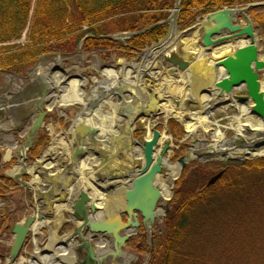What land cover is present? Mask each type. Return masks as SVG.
Masks as SVG:
<instances>
[{"label": "bare ground", "instance_id": "bare-ground-1", "mask_svg": "<svg viewBox=\"0 0 264 264\" xmlns=\"http://www.w3.org/2000/svg\"><path fill=\"white\" fill-rule=\"evenodd\" d=\"M213 13L215 12L210 13V15ZM232 13L235 16L234 17L233 14H231L232 17L236 18L238 11L235 10ZM247 16L248 14H246V18L239 17L243 20H248L249 18ZM249 21L255 30H257L252 23L253 19L252 21ZM205 27H207V23H205ZM203 30L204 27L199 25L191 32L185 33L182 36L181 45L184 48V52L195 54L197 63L193 65L194 69L192 72L189 71L182 74L175 71L177 76L167 73L170 69H172L169 66H163L161 71L157 70L158 72H154V70L150 71L149 66L151 60L153 59V55H155L154 53L149 55L147 62L143 65L119 64V71L117 67H105V65L99 61L98 56L94 54L93 62L89 65V71L97 72V76L100 77L102 81H99L97 76H92L89 80L83 74L84 71H81L76 66L73 67L75 69V75L68 76L66 71L60 68L61 64L64 62L60 57H56L53 61L41 63L36 67L35 71L31 74V78L35 79L37 76L40 77L50 89L51 95H48L49 97H47L48 102L46 104V108L48 110H52L53 108L70 109L73 107L77 109V117L75 121L72 122L69 130H64L61 136L55 135L54 129L50 127L49 131L52 135V143L45 151L46 156L48 151L54 146L59 145V147H61V149L56 152L57 156L60 155L63 157V162H58L59 166L61 164L59 168L61 170L59 171H61L62 174H64L68 169L70 171V174L67 176L66 182L64 183V189L62 192L64 195L63 197L77 199L80 192H85L90 198V204H95L99 208L106 207V209L112 210V212H117L125 203L122 196L123 194H121L122 189L126 188V185L124 184L125 179H123V177L129 171L135 172L137 165L141 163L143 156L141 143L133 138L135 124L137 121H141L140 125H142L144 123L143 121H146L144 125H147L148 128L152 115H157V112L160 110L165 112V120L171 121L175 119L176 121L182 123L181 125H183V127L188 131V138H191L198 130L204 133L213 130L212 136L215 139L219 138V140L223 143L227 142V140L224 139V134L220 130L221 125L218 124L219 121L210 119V116L213 115V109L219 101H222V99H220L215 92L210 95L205 93L202 94L200 89L203 88L204 91L205 85L208 86V89L213 88L212 82L217 77L214 73L215 71L213 70L212 60L209 61L207 53H210V57L219 58L222 54L228 52L229 50L234 51V49L238 47L245 46L246 41L243 39L239 41L233 40L227 42L220 48L203 49L196 43V40H198L199 37L201 40ZM176 34L177 32L173 33L172 37L168 40V43L173 41ZM130 55L131 57H134L133 53H130ZM85 60L86 59L80 55L79 58H76V62L73 60L72 63L82 65ZM262 60L264 62V59ZM155 61L156 62L152 65L153 68H155L158 63L161 64L160 61ZM198 68H200L201 73L197 74V76L193 75L192 77V73ZM221 72L223 71L221 70ZM147 74H149V76H147ZM190 76L192 77V80H190ZM141 77H149L151 80V82L147 85V88L144 89V93L138 91V86L143 81ZM218 77H220V73L218 74ZM193 78H199L200 80L205 81L206 84L203 83L201 85L200 81L195 82V84L193 82ZM103 79H106L108 82H104ZM4 81H9L10 83L11 78L4 77ZM90 81L93 84L92 89L99 92L98 94L93 91L90 92L91 96L93 95L94 98L92 101L88 100L89 94L82 93V88L87 86ZM38 83L39 82H37V84ZM197 89L199 90L197 91ZM261 89L264 91V80L261 82ZM193 91H197L200 96V101H198L196 105L195 103L192 104L190 102V99L192 98L188 95L189 92L192 94ZM44 93L46 94V89H44ZM44 93L43 96H45ZM9 99L14 103L9 109L6 108L4 112L10 111L15 107L14 105L18 104L16 99L10 97ZM195 100L197 101V99ZM113 101L116 102L115 105L112 104ZM174 101H178L179 105L177 106ZM40 102H43V100H40ZM105 103L109 107H107ZM235 103L236 102H234V104ZM191 105L192 107L193 105L196 106L197 110L195 112L190 113L188 110V108L191 109ZM235 105H238V107H236L240 110L239 117L236 119L234 118L236 126H233V124H228L227 126L229 129H232L235 134L233 141H242L243 145L241 147L235 145L232 148L225 149L224 145L218 148L216 147V144H214V147H205L200 151L198 146H194L191 149V157L193 159H212L217 157L216 155L219 153H224L225 156L227 155L230 159L234 160L245 154H248L252 158L264 157L263 122L257 119L253 123V119L251 117L252 103L250 101H248L245 105ZM40 106L41 109H43L44 105L41 104ZM209 109L212 110L210 111ZM144 110H146V112L142 114ZM58 114L59 116L62 115L59 110ZM186 116H189V118L187 119ZM32 123L29 130L32 127ZM256 134H258V137L251 140V138ZM64 135H72L73 141L66 142L63 139ZM29 137L30 131H28V138ZM166 139H168V137L160 132L158 144H162ZM17 152L20 157L18 165H15L7 172V175L13 179H19L20 174L24 171L26 172V170L22 168L26 149L23 147L21 150L18 149ZM12 153H16V151L12 149L7 150L5 156L6 161L11 159ZM97 154L108 158L107 164H109V167L114 168L117 171H109L108 176H113L116 180H112L104 184L97 181L98 170H100V167L105 164L103 159L100 160L97 157ZM191 157L188 158L189 161H191ZM222 157L224 156H221V158ZM65 158L67 159L66 164L64 163ZM70 158H73V162L71 161L70 164L67 165ZM51 160V157L49 159L47 157L46 159H42L41 157L38 161L37 167L41 174H32V178L36 185H44L46 176L49 175L51 171L56 169L52 168V166H58V164L55 165L53 162H50ZM163 164L166 169V174L164 175L162 173V175H157L155 182L161 192L162 202L165 203L171 198L172 186L174 180L180 175L181 164L173 165L167 158L163 159ZM62 165H64L63 168ZM59 173H55V175ZM43 188L44 189H40L39 191H46V193H48L47 189H45L47 186ZM52 196L56 195L54 194ZM46 197L47 195H43V205L45 208L43 214L44 216H47L44 220L52 221L58 227L62 222L61 212L64 209L63 204L54 206L53 203H50ZM55 199L56 200L54 202L62 200V198ZM96 212V216H100V219H103L104 211L100 209ZM51 238L57 240V242L59 241V239H56L55 232L52 233ZM98 245L100 247L101 254H108L109 250L107 252L102 250V247L106 246L107 243L101 242ZM36 249H38L37 246ZM60 254L61 258L64 259L66 256L71 255V250L70 252L62 250ZM34 257L39 258V255L35 254ZM46 258L47 257L43 259L41 258V261L43 260L42 262L45 263ZM31 264L36 263L33 262Z\"/></svg>", "mask_w": 264, "mask_h": 264}, {"label": "trees", "instance_id": "trees-1", "mask_svg": "<svg viewBox=\"0 0 264 264\" xmlns=\"http://www.w3.org/2000/svg\"><path fill=\"white\" fill-rule=\"evenodd\" d=\"M175 0H0V70L20 73L38 58L56 48L68 50L80 38V30L94 37L111 32H136L164 21ZM264 3V0H182L177 19L179 30L191 26L197 17L222 8ZM264 7L248 14L264 37ZM166 24L126 41V46L109 40L88 39L83 48L111 50L118 46L131 59L163 39ZM27 30L28 45L20 50L5 46ZM84 35V36H85ZM83 36V37H84ZM125 56V57H126ZM168 132L180 138L183 128L168 122ZM47 137L38 139L34 156ZM198 171L212 176L224 170L213 185L203 183L173 198L163 220V232L154 237L148 264H244L248 243L258 225L264 234V158L232 163H208ZM213 175V176H214ZM229 237V240L226 239ZM264 241V238H263ZM144 247H147L144 244ZM249 259V258H248ZM240 261V262H239Z\"/></svg>", "mask_w": 264, "mask_h": 264}, {"label": "water", "instance_id": "water-1", "mask_svg": "<svg viewBox=\"0 0 264 264\" xmlns=\"http://www.w3.org/2000/svg\"><path fill=\"white\" fill-rule=\"evenodd\" d=\"M181 1L182 0H175L173 10L169 17L165 21L159 23L168 25L166 36L157 44H153L150 46V48L140 52L142 57L138 65H143L144 63H146L149 55H151V53H154L155 55H153L154 57L151 60L152 65L156 62L155 60H158L162 64L161 65L158 63V66H160L161 68L163 66H169L173 70L170 69L169 72H167L168 74L177 76L175 74V71L181 73H187L189 71L192 72V70L194 69L193 65L197 63L195 54H189L183 59L177 52H175V49L180 48L184 51L183 46L181 45V43L178 44V42H181V38L185 33L191 32L195 27L199 25H202L204 27V34L202 35L200 43L203 49L220 48L229 41H239L243 39L246 41L245 46L238 47L234 49V51L229 50L228 52L222 54V56L219 58L210 57V53H207V55L209 56L207 58L209 59V61L212 60L213 62V70L215 71L214 73L217 75V77L212 82L213 88L204 90V92L207 95H210L213 92L217 93V96L222 99V101H220L219 103L227 104V106H234V99L239 103L250 101L252 103L251 115L260 119L264 124V91H262L261 89L260 81V73L264 70V62L260 57V50L258 46L259 41H257V31L255 30L249 19L247 20L246 26L237 24L236 18H234L235 16L232 13L236 10L238 11L237 15L239 14L240 17L246 18V9L219 10L218 12H215L211 15L208 14L202 17L201 22L196 21V23L192 27L184 31H178L177 15L180 11ZM258 6H264V3L253 4L250 7L254 8ZM231 14H233L234 17H232ZM205 23H207V27H205ZM152 27L154 26L135 33H122L98 38H104L107 40L123 43L125 40L140 35L150 30ZM174 32H177V34L173 38V41L171 43H168V40L172 37ZM86 39L87 37L79 43L76 48V52L81 49V46ZM52 56L60 57L59 54H52ZM41 62H45V60L40 58L28 72H34L36 66ZM220 69L223 72H221ZM219 73L220 77H218ZM12 77V80L19 78L18 76ZM35 79L37 82L42 81L38 76ZM150 82L151 81L149 77L144 78L145 84H149ZM238 89H244L246 92V96H235V93ZM174 102L177 106L179 105L178 101ZM13 103L14 102L12 100H3L0 106V115L3 113V108L6 109ZM41 104H43V102H39V104H37V109L41 113L40 115L35 117V121H33L32 127L29 130L30 137L24 143V148L26 149V151L31 148L35 136L39 131L42 125L43 118L45 116V112L41 109ZM196 110L197 108L191 109L192 112H195ZM209 110L211 111L212 109ZM145 112L146 110H144L142 114ZM156 120L157 115L153 114L150 119L147 131L148 135L142 142H140L142 145L143 153L141 163L137 165V169L135 170V172L129 171L123 177V179H125L124 184L126 185V188L122 189L121 194H123L122 196L125 203L119 208L117 212H112V210L106 209L104 211L103 219H96V211L100 209L103 210V207L99 208L95 204H90V198L85 192H80L77 199H64L61 201L58 200L56 202H54L55 200H53V203L55 205L63 204L68 207L66 210L67 220L65 223H71L73 225L72 230L64 234V236H67L57 244V248H68L70 242L73 241V239L77 238L79 244L74 247V251L77 253L78 257L84 255V258L81 261L77 262V264H125L122 260L125 256H127V254L123 251V249L125 248L128 240L133 237V234H135L136 230L140 227L138 216H140L141 218V224L145 231H151L155 221L161 223L163 216L165 215V213H167L168 205L167 203L162 202L161 192L155 181L157 175H162V171L165 168L163 159L165 157V154L171 148V145L166 144L162 147L160 153L157 152V149L159 148L158 141L160 138V132L156 129ZM188 137L189 136H187L186 138ZM257 137L258 134L254 135L252 138ZM242 145L243 142L241 141L240 146ZM59 148V145H56V149ZM50 155H54V158H57L56 151L49 152L46 157L49 159ZM221 155L225 156L224 153H222ZM97 157L100 160H104L105 164L103 165V167L107 169L109 167V164H107L108 158L103 155L100 156V154H97ZM245 157H249V155L245 154ZM238 160L240 162H243L242 158H239ZM244 160H247V158ZM23 161H25V158L23 159ZM178 162L181 164V168H183L186 164L184 158H179ZM37 163L38 162H35L30 166H26V164L23 162L22 168L27 171L22 172L19 179H15L22 187L36 188L39 190L38 185L34 183H24L21 180L24 175H37ZM50 173H53V171H51ZM222 174L223 172H219L218 174L213 176L208 181L207 186L214 185L216 181L221 178ZM112 180H116V178L113 176H98L97 178V181L101 184L108 183ZM175 181L176 179L174 180V182ZM62 186L64 187V184ZM61 191H63V188H61ZM158 203L160 204L159 206L157 205ZM161 207H164V211H160ZM46 217V215L44 216L38 214L28 217L23 223H17L14 225L12 229L14 240L9 253L7 264L14 263L36 222L44 221ZM122 217H125L124 223L122 222ZM76 222L78 224L75 225ZM103 237H108L112 242L111 250H109V253L106 255H101L98 252V244L96 243L97 240ZM35 254L36 252L28 254V260H35ZM40 255H47L50 259V263L58 262V264H66L62 259L59 258V256H54L53 252L49 249H45L40 253ZM132 258L133 257L129 256V259Z\"/></svg>", "mask_w": 264, "mask_h": 264}, {"label": "rangeland", "instance_id": "rangeland-1", "mask_svg": "<svg viewBox=\"0 0 264 264\" xmlns=\"http://www.w3.org/2000/svg\"><path fill=\"white\" fill-rule=\"evenodd\" d=\"M251 5H253V4H249V5L243 6V7L237 6V8H234V9H238V10L246 9L245 13L248 14V10L250 8H253V7H250ZM259 15H263L264 16V9L259 12ZM237 16L239 17V14ZM247 17L252 21V17L249 14H248ZM245 23H246V21H245ZM252 23H253V21H252ZM82 31H84L83 27L80 30V32H81L80 37H79L80 39L77 40V42H75L74 44H71V47L69 46L68 50L65 51V50H62L61 48H56L54 46V51H52V54H59V53L60 54L61 53L65 54V55L60 57L64 61L61 64L60 68L63 69L64 71H66L68 76L75 75V69L73 68L74 66L79 68L81 71H84L83 74L89 80L91 79L92 76H97V72L89 71V67H90L89 65L91 64V62H93V59H94L93 55L94 54H96L98 56L99 61L101 63H103L105 65V67H117V69L119 71V69H120L119 64H125V65L138 64L140 62L141 57H142L140 52L145 50L144 49V50H140L138 52H135L134 56L136 57V59L128 58L118 46L112 48L111 50H94V49H87V48H82L81 47V49L79 50V51H81V54L80 53L76 54V48H77L78 43L81 41L82 38H84L86 36L84 33H82ZM257 31H258L257 35H258V38L260 40V43H259L260 49H261L260 53H261L262 59H264V37L260 35V32H259L260 29L259 28H257ZM116 33L117 32L113 33L111 31H108V34H116ZM197 42H198V40H196V43ZM28 43L29 42L27 40V30H26L22 34V36H21V38L19 40L11 42L10 44H8L6 46H11V47L16 46L15 50H20V49L24 48L25 46H27ZM69 54H71L72 56L71 57L70 56L67 57ZM80 55L83 56L86 59L85 62L82 63V65L73 64V63H71L70 61L67 60V58H71L72 60H75V62H76V58H79ZM47 59L48 60H50V59H54L55 60L56 58L47 57ZM29 68L30 67L23 66L22 67V71L20 72L19 75L23 76V74ZM151 70H153V69L151 68L150 71ZM157 70L161 71V67L158 66V65L155 66L154 72H156ZM3 72L4 71L0 70V82H2L1 73H3ZM56 72H58V71H56ZM263 72L261 74V82H263V80H264ZM161 73H163V72H161ZM147 75L149 76V74H147ZM142 76H144V75H142ZM141 78L143 80L144 77H141ZM97 79L99 81H102V79L100 77H98V76H97ZM103 81L104 82H108L106 79H103ZM147 85L148 84H145L142 81L140 83V85L138 86V91L141 92V93H144V89L147 88ZM198 86H200V85H198ZM92 88H93V84H92L91 81L88 83L87 86L82 88V93L83 94H89L88 95V100H90V101H92L94 99L93 95L91 96L90 92L91 91L96 92V90H93ZM198 90L199 89H197V91ZM197 91H193L192 94L190 92L188 93V95H190V97L192 98V99H190L191 100L190 102L192 104L195 103V105L197 104L198 101H200L199 100L200 96L197 93ZM194 92H196V93H194ZM98 93L99 92H96V94H98ZM195 99H197V101ZM112 104L115 105L116 102L113 101ZM239 104H244V103H239ZM105 105L107 106L106 103H105ZM236 106L238 107V105H236ZM107 107H109V106H107ZM221 110H223L224 113H222ZM60 111L63 114V116L66 117V119H64L62 117L59 119L57 113L55 112V110L54 111L49 110L48 117H49V119L50 118L52 119V124L54 126L50 125L51 119H50V121L47 120V125H46L48 130H50V127H52L54 129L55 135H57V136L58 135L61 136L63 134L64 130L65 131L69 130V127L72 124V123H70V121L72 119H75V115L77 113V109L74 108V107L70 108V109H60ZM189 111H190V113H192L191 110H189ZM212 114L213 115L210 116L211 120H217L218 121V119L221 118L220 121L218 122V124L221 125L220 126L221 127L220 130L224 134V139L227 140L226 143H223L221 140H219V138L215 139L212 136L213 130L208 131L206 133L198 130V131H196L194 133V135L191 138H186L185 136L188 134V131L185 130V128L181 124H180V126L184 130L183 134H181L180 138H173V136H171L169 134V132H166V130L168 131V123H165V121H166L165 120L166 119L165 112L162 111V110L157 112V120H156L157 128H158V130L161 133H163V134L165 133L164 135L169 138V139H166L162 144L163 145H166V144L171 145V149H170L171 151H168L165 154V158L169 159V161L173 165L174 164H179L178 160L181 157H184L185 159H187V163L185 164V166L180 169L179 177L173 183L172 190H171L172 191V195H171V198H170L171 200H170V202H168V205H170L171 203L176 204L178 202L177 200L176 201L174 200V202H173V198L177 194H183V193H185V192H187L189 190H196V191L199 190L201 188L202 184L203 183L207 184V182L211 179V177L215 173V172H213L212 176H206L205 177L203 171H200V173H199V171H198L199 167L198 166H203V165L208 164V163H217V164H221V163L224 164L225 163L226 164V162L229 163L231 161L236 162V163H240L237 160H229V159H227V157H228L227 155H226L227 157L225 156V157L221 158V154L220 153L217 154L216 155L217 157H215V158H212V159L204 158L203 161H201V159H197V158L193 159L192 161L188 160V158H190V156H191V149L194 147V145L198 146L199 151L204 149L205 147L206 148H212V147L215 146L214 144H216V147H218V148L224 145L225 149L232 148L235 145L236 146L239 145V141H237V142L233 141V137H234L235 134L227 126L228 124H233V126H236L235 119L238 118L239 115H240L239 108H226L225 104L217 103V105L213 109V113ZM251 117H252V119H253L252 121L254 123L257 120V118L255 116H253V115H251ZM143 122L145 123L146 121H143ZM144 123L142 125H140L141 121H137L136 124H135V130L133 132V138L135 140L139 141V142H142L144 140V138L146 137V135H147L148 128H147V125L146 126L144 125ZM50 133L46 131V134H50ZM54 138H56V137H54ZM63 139L66 142L73 141L72 135H70V136L64 135ZM47 141H49V137H48ZM49 144H50V142L44 144V146H43L44 148L42 147L40 156L36 159L37 161L41 157H42V159H44L43 158L44 157V152L48 148ZM162 144H160V145H162ZM161 149L162 148H160V150ZM241 157L244 158L243 155ZM255 158L257 159V157H255ZM255 158L248 157L247 159H248V161H251V160H254ZM71 161L73 162L72 158H70V161L67 163V165H69ZM245 161H247V160H244V162ZM66 162H67V159L65 158L64 163L66 164ZM29 163H33V162L29 161ZM56 164L57 163H55V165ZM63 166L64 165H62V168H63ZM180 167H181V165H180ZM120 168H122V167H120ZM8 170H9L8 167L2 168L0 170V176L1 177L2 176H6V172ZM59 170H61V169L57 168L56 172L59 171ZM59 172L61 174H59L57 176L58 180L57 181L54 180L56 178V175L54 174L53 179L50 180L51 184H53L55 182L56 183L62 182L70 174V171L67 172V170H66V172L64 174H62L61 171H59ZM163 173H164V175L166 174V169L163 170ZM24 181L25 182L29 181V177H24ZM8 185L9 186L12 185L11 184V180H8ZM47 185H48V182H47ZM1 186L2 185H0V189H3ZM17 189H19V190H17ZM32 198H33V195L29 192V190L27 191L26 189H22V188H19V187H16V190H13L12 192L11 191L0 190V200H1V202L5 203L4 207L0 211V216H1V214H3L4 216L8 215L7 216L8 220L12 224L13 222H15L16 218L24 219L23 217H24V215L26 213L25 210H27V207L29 209V210H27L28 211L27 213L29 215H33V214L37 213L39 211L38 210L39 206H37L36 204H33ZM263 211H264V207H263ZM167 213H169V212H167ZM256 226H257V228H256L255 232L253 233V235H252V237H251V239H250V241L248 243V246H247V249H246V253H245L246 257H248L249 259L246 258L244 264H264V241H263L264 234L262 233L260 227L258 225H256ZM50 228H51V226H50ZM64 228L67 229V227H62L61 228L62 231H63ZM160 228L161 229L163 228V223L161 224ZM40 234H41L40 237L34 243V244H37L38 247H39V244L41 242V237L44 238V233H40ZM9 239L10 238H8V239L7 238H3L2 235H0V240L3 243H7L9 241ZM226 239L229 240V237H226ZM34 246H36V245H32V244L29 245L28 251L31 252L32 251L31 249L34 248ZM136 250H138V251L136 252ZM125 251L128 254H130V255H132V256H134L136 258L135 260L130 262V264H145L147 259H148V250L144 251L141 243H138V244L137 243H133L132 245L127 246ZM6 253H7V250L4 247H1V245H0V255L1 256L2 255L5 256Z\"/></svg>", "mask_w": 264, "mask_h": 264}, {"label": "flooded vegetation", "instance_id": "flooded-vegetation-1", "mask_svg": "<svg viewBox=\"0 0 264 264\" xmlns=\"http://www.w3.org/2000/svg\"><path fill=\"white\" fill-rule=\"evenodd\" d=\"M44 89H46V94L44 93ZM43 93L47 95V97H49V87L35 85L33 78H31V75H27L25 73L23 74L21 79H16L11 84V86H8L6 88L4 87V89L0 92V100L10 97L18 101V104L14 105V108L0 115V148L3 150V152H5L7 149H12L16 151V153L11 154V159L9 162L10 164L17 163L20 158L17 150H21V148L23 149L24 143L28 138V131L31 126V123L33 122L35 117L40 114V111L35 108L38 102H40V100L44 101L43 110L46 111V98L43 96ZM50 119L48 115L43 118V126L38 131L31 149L26 153L27 160L39 157L41 151H39L38 154L34 156V146L38 139L48 137V134H46V125L47 120L50 121ZM2 155L3 154L0 153V160ZM5 188L10 190L11 192L14 190L7 187ZM5 218L6 216L0 219V235H2L3 238L8 239L11 237L10 231L7 230L10 222L8 219ZM122 219L124 223L125 217H122ZM138 222L140 224V227L136 230V233L133 234V237L128 240L125 245V248H127V246L129 245H132L133 243H141L143 250L149 251V246L153 245L154 237L159 235L162 231V229L160 228L161 223L155 221L152 230L145 231V229L142 227L141 219L139 217ZM101 241L107 243V245L105 246L106 248H109L110 244L112 243L108 237L102 238ZM144 244L147 247H144ZM137 251L138 250H136V252ZM129 256L133 258L129 259ZM82 258L84 257L82 256ZM135 259L136 258L130 254H127V256L124 257V261H127L129 263Z\"/></svg>", "mask_w": 264, "mask_h": 264}, {"label": "crops", "instance_id": "crops-1", "mask_svg": "<svg viewBox=\"0 0 264 264\" xmlns=\"http://www.w3.org/2000/svg\"><path fill=\"white\" fill-rule=\"evenodd\" d=\"M199 73H201V70H200V68H198V74H199ZM165 75H166V74H165ZM202 79H203V78H202ZM63 196H64V195H63V194H61V198H64ZM47 197H48V193H47ZM46 223H47V222H45L44 224H46ZM52 223H53V222H51V223H50V225H51ZM50 225H49L48 223L46 224V226H50ZM55 227H56V225H55L54 227H51V228L54 230V229H55Z\"/></svg>", "mask_w": 264, "mask_h": 264}]
</instances>
